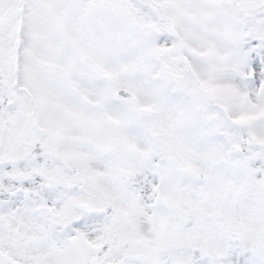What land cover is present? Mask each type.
Here are the masks:
<instances>
[{
    "label": "snow or ice",
    "instance_id": "1",
    "mask_svg": "<svg viewBox=\"0 0 264 264\" xmlns=\"http://www.w3.org/2000/svg\"><path fill=\"white\" fill-rule=\"evenodd\" d=\"M0 264H264V0H0Z\"/></svg>",
    "mask_w": 264,
    "mask_h": 264
}]
</instances>
